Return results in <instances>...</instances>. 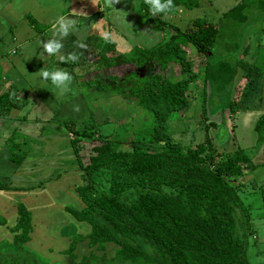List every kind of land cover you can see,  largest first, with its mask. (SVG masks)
Masks as SVG:
<instances>
[{
  "label": "trees",
  "instance_id": "16d2710c",
  "mask_svg": "<svg viewBox=\"0 0 264 264\" xmlns=\"http://www.w3.org/2000/svg\"><path fill=\"white\" fill-rule=\"evenodd\" d=\"M203 3L213 6L212 0H174L177 10L153 16L149 6L140 0L143 21L152 22L161 32L160 41L151 49L135 45L132 48L134 58L122 54L108 58V66L133 63L136 68H147V74L135 75L141 81H128L124 97L134 99L136 107L147 111L153 124L147 127V136L132 139L129 150L120 149L118 141L106 138L99 145L85 148L81 137L93 136L96 132L73 133L71 142L77 167L85 182L76 188L82 207L70 212L77 221L87 224L89 231L72 235L66 250L67 264H250L247 250L255 233L247 226L249 213L240 198L244 184L238 178L246 169L253 170L260 164L252 161V155L244 147L218 151L209 133L212 120L203 125L205 140L195 144L177 140L167 128L171 113L180 112L189 105V90L199 80L200 72L205 76V90L209 82L217 88L231 85L240 65L242 80H249L257 67L246 68V63H241L243 59L238 56L237 66L231 64L232 59L227 56L215 61L213 54L218 46L217 38L242 28L257 11V4L255 6L252 0H240L219 14L216 23L207 16L197 17L185 20L189 21L188 25L181 29L171 21L172 17L180 15V8L192 9ZM255 17L257 21L260 19L258 15ZM110 44L117 45L113 40ZM188 48L205 57L203 67H194ZM171 64L179 67V80L163 76V71ZM106 65L102 64L103 68ZM212 65L216 68L212 69ZM126 76L127 73L122 79L113 76L112 80L117 82L105 83L103 87L114 89L127 83ZM18 90L14 84L3 89L0 107L19 105L14 100ZM244 93L238 94L237 100H229L225 106L227 111L233 114L238 111ZM254 130L256 144L261 145L264 114L258 117ZM83 148L88 152V161L82 157ZM9 158H19L18 153L14 152ZM16 162L21 165L20 160ZM23 188L0 181V189ZM19 204L17 218L11 226H6L10 238L0 244L29 251L33 254L32 264H42L44 261L39 255L26 246L33 229L32 217L26 206ZM239 218L242 219L240 223ZM4 223L0 221V227L5 226ZM79 242H86L87 255L79 257L75 253ZM108 244L117 247L111 257L106 250ZM7 261L1 258L0 264ZM16 264L31 263L19 260Z\"/></svg>",
  "mask_w": 264,
  "mask_h": 264
},
{
  "label": "rangeland",
  "instance_id": "374dc122",
  "mask_svg": "<svg viewBox=\"0 0 264 264\" xmlns=\"http://www.w3.org/2000/svg\"><path fill=\"white\" fill-rule=\"evenodd\" d=\"M126 1L127 0H122V3L121 1L118 3L119 7H117L116 10H118V8L120 9L117 14L118 17H122L123 8L128 10L132 19L131 23L133 24L134 28L132 26L123 28L122 25L118 27L117 24V30H120L121 34L125 32L124 35L120 38V41L122 43H117V45H121V48L124 49H119V46L116 47L117 45H115V47L117 48V50H120L122 52V55H126V57L130 59L135 57L132 53V48L135 45H137V47L139 48L151 49L160 41L161 32L155 29L152 22L147 20L143 21L140 3H138L139 1L136 0V2H134V5H128L127 7H124ZM252 1L253 3H255V6L257 4V11H255L254 14L250 16V18L248 19L249 21H247L246 24H242V28L240 26V29H237V31L232 30L231 33L225 34V37L221 39L218 37V46L215 48V50H213V54L216 58L215 61L222 60L225 56H227L229 60L232 59V61L230 60V63L236 65L238 56L243 59V62L241 63H246V68H251L252 65H259V67L253 70V73L249 80H242L240 77L243 71L242 69H240L242 68V65H240V67H238L239 69L237 68L236 75L234 76L235 80L233 79L231 85L228 84L223 88H217L215 84L209 82L205 86V90H203V80L205 79V76L203 72H200L199 80L195 83L194 87L190 88L189 90V105L180 112L178 111L171 113L170 119L167 123V128L168 131L173 134L177 140H182L187 144H195L199 143L198 141L205 140L203 125L212 120L214 123L213 126H209V133L211 135L212 141L218 148V151H233L239 147H244L247 149H245V151H247L249 155H252V161L260 164L253 170L246 169L244 174H242L238 178V181L244 184L243 190H241L240 192V198L249 213V223L247 226L250 232L252 231L253 233H255V239H250L249 241L247 257L250 264H264V192L262 191V188L264 187V142L261 145L256 144V131L254 130L255 123L258 117L264 114V53H261V51L259 50L260 48L264 49V0ZM212 2L213 6H209L208 4L203 3L199 7L192 9L180 8V15L176 18L172 17L171 21H173V23H176L179 27H181V29H185V20H190L197 17L207 16L210 21L216 23V21H218L216 18H219L220 16L217 4L214 0H212ZM255 15H258L260 17V19L256 21L259 27H255V20H253V16L255 17ZM121 17L120 21H122ZM135 18L136 20H134ZM111 23V26L115 25L114 21H112ZM136 25L139 26L136 27ZM243 28L250 29L249 31L243 32ZM251 28L253 29L251 30ZM123 29L124 32H122ZM237 41L239 47L237 45ZM261 41L263 47L259 46V42ZM236 48L237 51L235 50ZM126 50H130V53ZM189 51L190 58L194 59V67H203L205 63V57L198 55L196 50ZM252 53L253 56H251ZM250 58L253 60H251ZM213 68H216V65H212V69ZM146 69V67L136 68L133 63H131V65L117 66L114 71L119 74V76H117L120 79H122V77L120 76L124 77L127 73V76L124 79V81H127V83L117 85L116 88L113 89V91H111V88H109V91H105L104 93L99 91L101 95L99 94V92H97L99 105H101L102 102H110L109 104L111 106H109V108L107 109H102L101 107L98 109L99 116L97 120L104 122L96 123L97 132L95 133V135L89 137H81L83 139L81 143L82 145L84 144L83 147H87L90 149L91 146L97 144L99 145L104 141V138H106L107 140L118 141L120 149L129 150L131 148L130 145L132 139L138 140L139 138L147 136L145 132L147 131V127L153 124L152 117L143 108L136 107L134 99H128L124 97V95L127 94V88L129 86L128 83H133L132 81L135 80H137L138 82L141 81L139 76L135 75L139 73L141 75L147 74ZM178 73L179 67L177 65L171 64L167 71H163V76L175 80L179 77V75L177 76ZM143 78L145 79L146 77ZM177 80H179V78ZM116 82V80H112L110 84H115ZM104 85L105 83L102 81L100 86ZM230 91L232 92V95L229 94ZM242 91H245V93L241 97L240 104L238 105V111L234 114L230 113L229 111H227L225 106L228 104L229 100H237L238 94H240ZM105 94L107 95L105 96ZM112 95H114V97ZM228 95L234 97L231 98V96L228 97ZM95 110L96 109H92L93 114H96ZM247 113H253V116H251L252 114H250V117H248L250 118V121L246 123V125L248 124L249 126H246L245 124L243 125L241 123V119L243 117H246L245 115ZM6 117L9 118V116ZM54 119H56V117ZM75 119L76 118L69 119L70 124H68L71 126V129L79 128L81 130L83 128L82 123H77ZM96 121H94L93 123H83L85 124L84 129L88 124L93 126ZM60 122L64 124L61 119ZM53 124L54 126L58 125L55 123ZM53 124L49 123L39 125L43 126L41 128H43L44 131H47V128L52 127ZM214 126L216 128H214ZM6 127L5 128L9 131H0V139L4 135V133L9 134V136H6V140H0V146L2 144L6 145L2 149L0 148V171H3L2 166L6 167L10 165L6 161L7 154L13 155L14 152L18 153L19 158H14V160L17 161L18 159L20 160V162L23 161L22 166H19L20 168H16V174H18V177H12L10 179V181L14 185L22 186V188L24 187L23 189L26 190V192H30V190L28 189H33L35 187L42 188V186L53 183L54 177L56 178V176L60 177V175H62V167L68 166V168H71L72 162L70 157L66 155V163L65 165H63L62 163L65 161V155L62 156L60 154V151L55 150V148L58 147L62 149L63 145L69 140L68 136L66 138L68 140H66L65 136L60 131L51 129V132H48L49 130L47 132H43V139L38 138V133H32L33 135L29 133V137L32 139L28 140L27 142L24 141L22 143V140H17V135L19 134L18 130H15V127L12 125H6ZM73 133L74 132L71 131L69 135L74 137ZM16 143H20L22 144V146L18 147L17 145H15ZM82 152L84 154H82L83 159L85 161H88V152L84 148L83 150H81V153ZM59 154L60 156H58ZM52 174L54 175L52 176ZM80 175H82L81 171ZM0 181L8 182V180L4 178L1 173ZM81 182L84 183L85 180H81ZM35 190H37V188H35ZM54 191L55 193L59 192L58 190ZM51 203L52 200L50 198L43 201V204L46 205ZM19 205V203H16L15 205L17 213V207ZM26 209L30 211L27 206ZM38 211H40V213L43 212V210L41 209H38ZM29 216L32 217V214H30ZM55 217L58 218L57 216ZM2 220L3 217L0 216V221ZM241 220L242 219L239 218V220H237L238 223H240ZM68 222L69 220L66 221V225L68 227L63 228V232L65 234L71 233L70 235L68 234V242H65L64 236H62V239H57L56 235L54 236V233H56L54 232L55 229L51 228L52 230H50V232L53 233V237H51L50 240L52 243L51 247H53L54 249H62L65 244L67 245L69 243L71 239L70 237H72V235L76 233H79L80 229L83 234L86 233L87 229L77 227L73 223ZM35 224H37V222ZM52 233L50 234L52 235ZM116 248L117 247L113 244L107 245L106 250L109 257L113 255ZM0 249L4 250L3 253H0V263L1 258L2 261L5 259L8 260L4 264H16V262H18L19 260H23L31 264L32 262L34 263V259H32L33 254H31L29 251H24V249L21 248H12L3 244H0ZM40 249V252H46L45 247H42ZM42 249L44 250V252ZM88 252L89 249L87 248L85 242H79L77 244L75 253H77L79 257H81V255L83 254L87 255ZM96 253L98 255L101 254L100 251H96ZM52 254L55 258L52 260L43 258L39 254V257L44 261V263L42 264H52L51 262L67 264V261H65L66 254L61 252L58 253L56 251H54Z\"/></svg>",
  "mask_w": 264,
  "mask_h": 264
},
{
  "label": "crops",
  "instance_id": "0c3cea01",
  "mask_svg": "<svg viewBox=\"0 0 264 264\" xmlns=\"http://www.w3.org/2000/svg\"><path fill=\"white\" fill-rule=\"evenodd\" d=\"M120 1L122 3V0ZM137 1L140 3V0ZM214 1L221 15L240 0ZM134 2L136 0H127L124 7L134 5ZM95 3L96 5L92 3V0H0V93L3 89L9 88L10 84L16 85L19 89L18 97L14 99L19 102V105H12L10 108L0 107V131H9L6 125L14 126L15 130L19 132L17 140H22V143L32 139L29 137V133H38V138L43 139V132H47L48 130V132H51V129L60 131L65 136V139L68 136L69 140L66 139L68 142L63 145L62 149L58 147L55 150L60 151L62 156L65 155L63 165L66 163V155L70 157L72 162L71 168H68V166L61 168L62 175L60 177H52L54 179L53 183L42 186V188L35 187L37 190L33 188L28 189L30 192H26L24 189H0V216L3 217L4 224H6L0 227V242L5 238H10L6 226L7 224L11 226L17 218L16 203H23L32 214L33 225L31 237L26 246L34 254H40L43 258L49 260L55 259L52 254L54 251L66 254V250L72 239L70 237L69 243L65 244L62 249H54L51 247L52 243L50 239L53 237V233L50 232L51 228L55 229L54 232L56 233H54V236L56 235L57 239H62V236H64L65 242H68V236L71 234L63 232V228L68 227L66 225L67 220L77 227L87 229L86 233L89 231V226L84 222L77 221L70 212L71 209L75 210L82 207L81 199L76 190L82 184V179L80 175L81 170L77 167L78 163L71 142L72 136L69 134L71 131L82 132L89 129L88 132L90 133L97 132L96 123L104 122L97 120L99 116L98 109L100 107L107 109L111 105L109 104L110 102H102L99 105L97 92L101 91L104 93L110 90L109 88L100 86V82L103 81L106 84H110L113 76H119L114 71L117 67L108 66L106 62H108V58L111 56L122 53L116 47L119 46V49H124L121 48V45L114 46L115 48L112 47L110 40L122 43L120 38L125 32L123 29L122 32L124 33L121 34L120 30L116 28L117 24L118 27L122 25L123 28L133 27L128 10L123 8V16L118 17L117 13L120 9L116 10L119 7L118 3L110 7L106 6L105 0H95ZM73 10L77 11V14L74 16L72 15ZM60 15L73 19L76 24V31L70 33L62 41L64 48L61 50V53L54 56H47V53H44L45 57L41 59L40 53L43 51L42 41L47 42V40L54 38L52 25ZM120 17L122 21H120ZM257 19L255 17V27H259L256 23ZM112 21L115 22L113 26H111ZM188 22L186 21V25H188ZM246 31H249V28ZM101 33L107 34L109 39L105 40ZM77 40L86 44L87 47L85 49L76 47L74 42ZM259 46H262V41L259 42ZM130 50L126 51L130 53ZM259 50L261 53H264V49L260 48ZM74 51L82 53L78 62L65 63L60 60L61 55L67 56L68 53ZM251 56H253V53ZM102 64H105L106 67L103 68ZM122 65H131V63ZM256 66L259 67V65ZM42 68L48 70L64 68L70 72L73 76L70 90L61 95L51 84L50 80L45 81L39 75L38 72ZM112 96L114 97V95ZM77 107L79 108L78 111L75 110ZM92 109H96V114L92 113ZM250 114L253 116V113H247L246 117L241 119L243 125H246L250 121V118H248ZM6 116H9V118ZM55 117L56 119H54ZM72 118H76L77 123H82L83 128L81 130L79 128L71 129L69 119ZM60 119L64 124L60 122ZM94 121L96 122L93 126L88 124L84 129L85 124L83 123H93ZM49 123L58 125L54 126L53 124L52 127L47 128V131H44L41 125ZM246 126L249 125L247 124ZM6 136H9V134L4 133L0 140H6ZM15 145L18 147L22 146L20 143H16ZM5 146L2 144L0 148L2 149ZM9 157L10 155L7 154L6 161L10 165L6 167L2 166L3 171H0V173L8 180L5 183H9L15 187L16 185L10 179L18 177L16 168H20L23 161L19 162L21 164L19 167L18 163ZM54 190H58L59 192L55 193ZM49 198L52 200V203L48 205L43 204V201ZM38 209L43 210V212L40 213ZM36 222L38 226L35 224ZM76 234H83V232L80 229V232ZM42 247H45L46 252L43 249L44 253L40 252V248ZM67 260L68 255L66 254L65 261Z\"/></svg>",
  "mask_w": 264,
  "mask_h": 264
},
{
  "label": "clouds",
  "instance_id": "9594fccd",
  "mask_svg": "<svg viewBox=\"0 0 264 264\" xmlns=\"http://www.w3.org/2000/svg\"><path fill=\"white\" fill-rule=\"evenodd\" d=\"M120 0H105L106 6H113L115 3H119ZM144 2L149 6V10L153 16L158 14H169L174 10H177V6L174 4V0H144ZM92 3L96 5L95 0H92ZM77 11L73 10L72 15H76ZM54 29V38L47 40V42L42 41L43 51L40 53V58L43 59L44 53H47V56H54L61 53V50L64 48L62 41L69 36L70 33L76 31L75 21L69 17L60 15L56 18L55 23L52 25ZM102 37L107 40L109 39L108 35L101 33ZM75 46L80 49H85L86 44L77 40L74 42ZM80 55L82 53L70 52L67 56L61 55L60 60L62 62H78ZM39 75L45 81H51V84L59 91L61 95L67 93L70 90V86L73 82V76L70 72L64 68H56L48 70L42 68L39 72ZM75 110H79L77 107Z\"/></svg>",
  "mask_w": 264,
  "mask_h": 264
}]
</instances>
